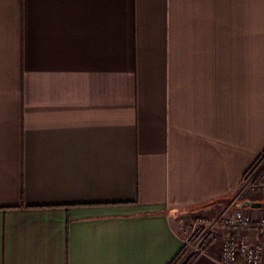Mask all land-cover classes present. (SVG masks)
Segmentation results:
<instances>
[{
	"label": "crops",
	"instance_id": "obj_1",
	"mask_svg": "<svg viewBox=\"0 0 264 264\" xmlns=\"http://www.w3.org/2000/svg\"><path fill=\"white\" fill-rule=\"evenodd\" d=\"M262 150L264 0H0V264H168Z\"/></svg>",
	"mask_w": 264,
	"mask_h": 264
},
{
	"label": "built area",
	"instance_id": "obj_2",
	"mask_svg": "<svg viewBox=\"0 0 264 264\" xmlns=\"http://www.w3.org/2000/svg\"><path fill=\"white\" fill-rule=\"evenodd\" d=\"M244 186L253 188L251 178ZM176 233L183 242L186 253H203L205 245L213 238L218 226L228 232L221 243L220 264H260L264 244L260 235L264 232V207H259L257 216L246 213L241 208L227 209L213 218H204L190 212L177 214ZM254 230L258 238L251 240L244 230Z\"/></svg>",
	"mask_w": 264,
	"mask_h": 264
},
{
	"label": "trees",
	"instance_id": "obj_3",
	"mask_svg": "<svg viewBox=\"0 0 264 264\" xmlns=\"http://www.w3.org/2000/svg\"><path fill=\"white\" fill-rule=\"evenodd\" d=\"M244 179L251 178V184L253 186L252 191H258L264 183V150H262L255 160L252 162L250 167L244 173ZM184 254V248H182L176 256L168 262V264H190L195 258L196 253L191 254L189 257L182 260Z\"/></svg>",
	"mask_w": 264,
	"mask_h": 264
},
{
	"label": "rangeland",
	"instance_id": "obj_4",
	"mask_svg": "<svg viewBox=\"0 0 264 264\" xmlns=\"http://www.w3.org/2000/svg\"><path fill=\"white\" fill-rule=\"evenodd\" d=\"M248 179H250V178H248ZM246 180H247V179H246ZM245 188L250 189V187H246V186H244V189H245ZM251 190H252V189H251ZM191 254H192V253H186V251L184 250V254H183V256H182V260H184L185 258L189 257Z\"/></svg>",
	"mask_w": 264,
	"mask_h": 264
},
{
	"label": "water",
	"instance_id": "obj_5",
	"mask_svg": "<svg viewBox=\"0 0 264 264\" xmlns=\"http://www.w3.org/2000/svg\"><path fill=\"white\" fill-rule=\"evenodd\" d=\"M251 205L254 206V207H260V206H262L264 204H262L261 202H252Z\"/></svg>",
	"mask_w": 264,
	"mask_h": 264
}]
</instances>
